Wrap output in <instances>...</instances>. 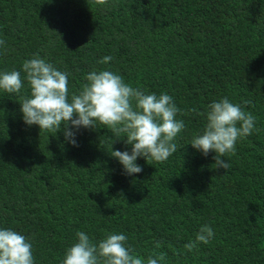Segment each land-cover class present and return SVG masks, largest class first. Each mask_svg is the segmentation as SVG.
Listing matches in <instances>:
<instances>
[{"label":"trees","instance_id":"16d2710c","mask_svg":"<svg viewBox=\"0 0 264 264\" xmlns=\"http://www.w3.org/2000/svg\"><path fill=\"white\" fill-rule=\"evenodd\" d=\"M0 40V73L19 71L24 85L0 89V229L29 240L34 264H61L77 232L93 243L122 233L144 260L163 253L158 264H264V0H0ZM37 55L68 74L69 101L102 70L172 96L185 125L177 151L138 157L142 172L126 175L111 152L131 146L105 125L81 127L78 146L26 125L22 64ZM223 97L259 129L222 158L227 170L190 144ZM203 225L212 239L187 251Z\"/></svg>","mask_w":264,"mask_h":264},{"label":"clouds","instance_id":"9594fccd","mask_svg":"<svg viewBox=\"0 0 264 264\" xmlns=\"http://www.w3.org/2000/svg\"><path fill=\"white\" fill-rule=\"evenodd\" d=\"M93 2L107 5L108 0ZM4 43L0 40V45ZM110 60L111 56H105L99 63ZM22 70L30 86V97L22 98L20 103L26 125L35 124L40 131L49 133L63 130L65 139L73 146H78L75 134L81 127L105 125L116 134V139L126 137L124 143L131 146L130 152L113 149L111 152L126 175L142 172V167L136 163L138 157L163 163L177 151L175 138L185 125L183 120L176 119L182 110L167 93L145 94L125 83L120 75L102 70L88 73L87 83L69 101L67 73L57 70L38 55L24 61ZM23 87L19 71L0 73V89L19 93ZM202 115L206 117L202 134L193 137L190 144L202 155L214 152L215 168L227 170L231 164L222 158L235 153L239 139L259 131L255 127L256 117L227 97L211 102ZM213 235L212 227L203 225L195 240L184 248L189 252L198 249L199 243L208 244ZM76 236L77 242L65 250L61 264H158L164 260L163 253L146 260L132 254L126 247L127 237L122 233L108 234L98 243H93L84 232H77ZM155 246L160 247V242ZM0 264H34L32 244L12 229H0Z\"/></svg>","mask_w":264,"mask_h":264}]
</instances>
